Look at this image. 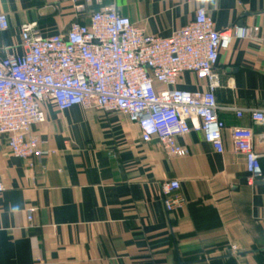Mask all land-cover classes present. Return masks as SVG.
<instances>
[{
  "label": "crops",
  "instance_id": "obj_1",
  "mask_svg": "<svg viewBox=\"0 0 264 264\" xmlns=\"http://www.w3.org/2000/svg\"><path fill=\"white\" fill-rule=\"evenodd\" d=\"M0 0L9 27L0 30V57L21 54V26L37 23L44 37L88 23L114 5L149 36L170 37L204 8L222 31L264 27V0ZM215 91L220 106L264 109V43L233 39L220 53ZM178 88L206 89L185 73ZM34 132L51 153L34 167L0 137V264H264V125L249 113L222 109L224 151L200 131L178 138L186 157L171 156L158 141L144 143L137 124L120 112L44 104ZM233 127H251L263 178L250 185L236 152ZM178 180L185 206L167 212L160 186ZM36 209L33 222L27 217ZM238 246L237 255L230 245Z\"/></svg>",
  "mask_w": 264,
  "mask_h": 264
},
{
  "label": "built area",
  "instance_id": "obj_2",
  "mask_svg": "<svg viewBox=\"0 0 264 264\" xmlns=\"http://www.w3.org/2000/svg\"><path fill=\"white\" fill-rule=\"evenodd\" d=\"M83 11L102 0H84ZM9 27L7 15L0 14V30ZM23 52L0 57V137H5L9 152L34 167V161L52 151L44 148L34 127L46 119L44 104L53 100L59 110L74 106L105 113L120 112L137 124L144 143L158 141L171 156L186 157L189 149L178 138L192 131L203 133L213 148L224 151L219 117L222 109L238 117L249 113L255 124L264 125V109H238L220 106L215 91L220 87L216 71L220 53L233 39L264 43V27L234 25L219 31L206 9L170 37L149 36L123 16L117 8L101 6L88 23L74 21L58 34L44 37L37 23L21 26ZM185 73L206 81V89L178 88ZM236 152L246 161L250 185L263 178L260 155L255 150L251 127H233ZM264 141V134L259 136ZM178 180L160 186L167 212L182 209L185 198L178 194ZM4 185L0 181V193ZM36 209L27 217L33 222ZM239 248L232 244L230 254Z\"/></svg>",
  "mask_w": 264,
  "mask_h": 264
},
{
  "label": "water",
  "instance_id": "obj_3",
  "mask_svg": "<svg viewBox=\"0 0 264 264\" xmlns=\"http://www.w3.org/2000/svg\"><path fill=\"white\" fill-rule=\"evenodd\" d=\"M241 26V25H240Z\"/></svg>",
  "mask_w": 264,
  "mask_h": 264
}]
</instances>
